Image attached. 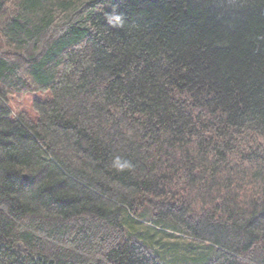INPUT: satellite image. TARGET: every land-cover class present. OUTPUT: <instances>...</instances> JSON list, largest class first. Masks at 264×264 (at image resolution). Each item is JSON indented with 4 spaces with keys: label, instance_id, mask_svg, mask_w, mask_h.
<instances>
[{
    "label": "trees",
    "instance_id": "obj_1",
    "mask_svg": "<svg viewBox=\"0 0 264 264\" xmlns=\"http://www.w3.org/2000/svg\"><path fill=\"white\" fill-rule=\"evenodd\" d=\"M0 264H264V0H0Z\"/></svg>",
    "mask_w": 264,
    "mask_h": 264
},
{
    "label": "rangeland",
    "instance_id": "obj_2",
    "mask_svg": "<svg viewBox=\"0 0 264 264\" xmlns=\"http://www.w3.org/2000/svg\"><path fill=\"white\" fill-rule=\"evenodd\" d=\"M52 97L53 95L50 89L30 91L21 97H12L10 100V105L15 113L26 111L35 120L37 118V114L33 109V101L36 99L48 100ZM164 242H166L167 245H171L173 240L172 238H169L165 239Z\"/></svg>",
    "mask_w": 264,
    "mask_h": 264
},
{
    "label": "water",
    "instance_id": "obj_3",
    "mask_svg": "<svg viewBox=\"0 0 264 264\" xmlns=\"http://www.w3.org/2000/svg\"><path fill=\"white\" fill-rule=\"evenodd\" d=\"M24 177H25L26 179H28V176H27V175H25Z\"/></svg>",
    "mask_w": 264,
    "mask_h": 264
}]
</instances>
